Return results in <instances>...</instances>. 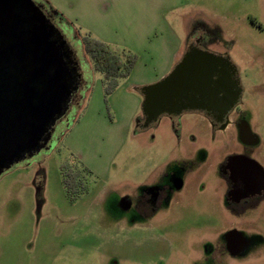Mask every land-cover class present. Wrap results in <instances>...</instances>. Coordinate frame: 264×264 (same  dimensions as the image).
I'll list each match as a JSON object with an SVG mask.
<instances>
[{
    "label": "rangeland",
    "instance_id": "374dc122",
    "mask_svg": "<svg viewBox=\"0 0 264 264\" xmlns=\"http://www.w3.org/2000/svg\"><path fill=\"white\" fill-rule=\"evenodd\" d=\"M35 1L55 13L80 73V104L48 148L0 174V264H264V204L245 216L225 206L219 167L244 149L238 127L214 130L196 111L163 115L147 128L140 121L141 88L160 79L143 80L152 78L154 61L164 62L149 51L156 46L159 54L165 43V58L179 55L168 75L184 45L202 36L208 51L228 55L240 71L234 113L260 140L243 152L264 162V0ZM85 34L137 55L112 93L85 50ZM72 172L83 183L69 189ZM163 187L168 208L151 214L147 199ZM230 228L247 247L233 257L213 252Z\"/></svg>",
    "mask_w": 264,
    "mask_h": 264
},
{
    "label": "water",
    "instance_id": "95a60500",
    "mask_svg": "<svg viewBox=\"0 0 264 264\" xmlns=\"http://www.w3.org/2000/svg\"><path fill=\"white\" fill-rule=\"evenodd\" d=\"M233 73L224 56L191 48L168 75L141 88L144 126L187 110L217 111L222 121L242 92ZM78 75L34 0H0V174L63 116Z\"/></svg>",
    "mask_w": 264,
    "mask_h": 264
},
{
    "label": "flooded vegetation",
    "instance_id": "af4514ba",
    "mask_svg": "<svg viewBox=\"0 0 264 264\" xmlns=\"http://www.w3.org/2000/svg\"><path fill=\"white\" fill-rule=\"evenodd\" d=\"M36 3L44 11L48 20L52 24H54L53 20L55 13H49V11L44 9L42 3H38V2ZM205 41L206 40L203 39L202 36L196 37V39L191 40L190 42L187 43L186 52L189 51L191 48H199L208 51ZM218 55L224 56L232 63V66L234 67V73L232 75V79L237 83L238 87L242 88V92L238 100V103L235 105V107L232 110H230L224 116L222 121L219 120L220 114L217 111H207V110H187V111H196L201 113L204 117L210 120L213 129L217 131L226 132L232 126L238 127L239 139L244 144V149L238 150L237 152L232 153L229 157H226L220 164L219 172L227 184V192L225 195L226 209L229 211V213L233 215L245 216L248 214L247 212H249L251 209L257 208L259 205L264 204V162L260 161L254 155H250L247 152H243V150H246V147H250L249 149H252L251 147L259 144L260 140L250 130L246 122L241 119H238V117L234 113L236 107L241 101L243 94V82L241 79L240 71L228 55H223V54H218ZM80 84L81 82H80V73H79L74 84V90L69 98L68 103L66 104V108L63 116L57 119L54 124H51L49 126L48 130L39 141H35L34 144H27V147L23 150V152H21V158L19 159L18 162L28 160L34 157L37 153H40L42 150L48 148V146L53 140L59 122L66 117L67 113L71 109V106L74 104V102L80 104V102L78 101V99L80 98L79 97ZM82 96L83 95H81V97ZM180 115H166V116L173 118V117H180ZM161 117L159 118L158 121L151 123L147 127H150L155 123L159 124L161 122ZM144 121H145V117L143 119V126H144ZM5 170L6 169L4 168L3 171ZM164 187H166L167 190L169 191L168 189L169 185ZM164 187L160 190L156 189L155 193L151 196V198L149 197V199H147V204L149 206L148 209L150 210L149 212L151 214H157L160 210H162L164 206L168 208L171 199L168 198L169 193L165 194ZM212 220L213 219H211V222H213ZM245 224L249 226V223H247V221L245 222ZM225 239L226 242L224 243H221L219 241L216 242V245H214L213 247V252H217L222 255L232 256V255H237L243 249H245V247H247V241L243 239V235L238 228H230L229 231L225 233Z\"/></svg>",
    "mask_w": 264,
    "mask_h": 264
},
{
    "label": "trees",
    "instance_id": "16d2710c",
    "mask_svg": "<svg viewBox=\"0 0 264 264\" xmlns=\"http://www.w3.org/2000/svg\"><path fill=\"white\" fill-rule=\"evenodd\" d=\"M82 39L94 68L103 75L106 92H114L118 87L119 79L128 78L132 73L137 55L131 52L118 53L108 43L90 34H85ZM82 183L77 172L65 176V184L69 189L76 188Z\"/></svg>",
    "mask_w": 264,
    "mask_h": 264
},
{
    "label": "crops",
    "instance_id": "0c3cea01",
    "mask_svg": "<svg viewBox=\"0 0 264 264\" xmlns=\"http://www.w3.org/2000/svg\"><path fill=\"white\" fill-rule=\"evenodd\" d=\"M179 46H180V44H179ZM186 46H187V44L184 45V47H186ZM180 48L181 47H179V49ZM156 49H157L156 46L152 47V49L149 51L148 55H155L157 57V60L162 58L161 61H164V62L162 65L159 64V66L155 67V61H154V67L152 68V70H153L152 78H149L148 80H143L144 82H147V83L155 82L159 79H162V77H164L168 73L169 69L172 67V65L179 58L178 54H176V55L172 54L170 57H168V55H166V58H165L164 53H166V51H167V46L165 43H161V47H160L161 51L159 54H158V52H156ZM142 116L140 117L141 122L143 121Z\"/></svg>",
    "mask_w": 264,
    "mask_h": 264
}]
</instances>
